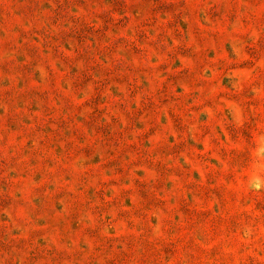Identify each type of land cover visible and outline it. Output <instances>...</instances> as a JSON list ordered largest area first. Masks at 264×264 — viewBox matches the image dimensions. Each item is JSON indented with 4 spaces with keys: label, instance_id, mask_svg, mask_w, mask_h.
Masks as SVG:
<instances>
[{
    "label": "rangeland",
    "instance_id": "374dc122",
    "mask_svg": "<svg viewBox=\"0 0 264 264\" xmlns=\"http://www.w3.org/2000/svg\"><path fill=\"white\" fill-rule=\"evenodd\" d=\"M0 264H264V0H0Z\"/></svg>",
    "mask_w": 264,
    "mask_h": 264
}]
</instances>
